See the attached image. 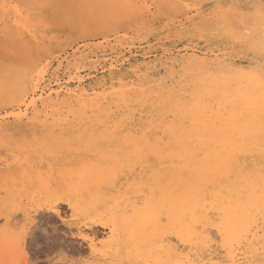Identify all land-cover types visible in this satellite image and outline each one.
<instances>
[{
    "label": "bare ground",
    "instance_id": "6f19581e",
    "mask_svg": "<svg viewBox=\"0 0 264 264\" xmlns=\"http://www.w3.org/2000/svg\"><path fill=\"white\" fill-rule=\"evenodd\" d=\"M220 1V3H224L222 0ZM111 4L112 7L98 9L97 6L93 13H86L83 21L84 28L78 24L79 29L82 27V31L88 32L90 29L96 32L102 28L105 22L118 20L123 25L131 24L138 28L140 25L144 27L143 32L146 30L151 33V29L155 28L152 26L153 22L159 20L164 11H169L174 14L180 13L184 17V21H179L177 26L175 19L168 21L169 23L164 25L169 30L167 38L176 37L179 34L194 35L198 33L200 35L206 33L205 35H207L208 33L217 38L220 45L217 50L203 52L184 49V47L182 51H175L176 49L172 48L163 57L156 58L151 64L144 65L138 61L139 63L130 65L128 68L125 67L126 62L122 58L121 52H117L113 45L105 46L102 49L103 56L110 49L114 56L113 61L109 65L108 74L96 82L93 87L88 90H71L64 85V82L62 84L56 76L54 81L56 89H50L48 92L44 89L43 95L45 94V96L41 95L36 98L34 93H36L39 82L34 83L35 77L26 81L27 84L22 87L13 88L7 92L3 91L0 97L1 101L12 97L8 101L15 103L12 106L13 112L7 116L3 115L5 116L3 119L13 118L19 125L24 121H28L29 125L48 122L46 123L48 127L50 120L64 124L68 123L71 118L74 123H100L105 124V127L103 126L105 129L106 125L113 128L110 133L107 132L110 128L106 130L110 140L114 139L113 134L115 135L116 130H122L118 128L127 127L124 128L123 142L131 147V155L137 160H141V163L140 173L136 172L137 174L135 173V176L131 177L130 173L129 178L126 176L127 179L123 180L125 181L124 186H127L126 189L128 188L127 190L132 195L147 189L145 195L142 194L145 196L144 207H139V203L142 201L141 196L137 201H132L133 198L130 197L124 204L125 208H122V218L107 223L93 219L94 208L99 203L100 196H91L92 199L88 202L80 201V199L68 201L66 205L80 210L90 217L89 223L85 226L87 229L92 231L97 226L105 228L110 226L113 231L121 229L124 232V238L127 239L126 244L132 245V251L139 253V256L142 253L140 249L146 246L148 252L163 254L175 259L174 264H205L202 263L201 255L203 252H208V256L211 258V248L214 247H212L213 238L211 239L209 236L211 234V232L209 234V230L213 227V230L215 229L217 232L218 239H221H219L221 251H225L227 255L231 256L237 245L243 250L242 255L245 260L252 264H264V87H262L258 75L260 64L264 63V57L257 51L258 43L249 40L242 41L241 38L236 37L238 33L235 34V32H238V29L232 28L231 20L230 26L228 25V15L226 16L221 11L219 2L213 4L215 10L207 8L200 13L196 14L195 12L192 17L189 16L187 9H184L183 0H111ZM253 17L251 16V18ZM253 28L251 29L253 30ZM130 29L133 31L132 27ZM112 30L114 32V29ZM106 42L110 44L111 41ZM80 54L78 56L75 51L70 60L66 59L67 73L70 74L69 81L66 80L67 84L70 81L81 80L77 77L78 74L73 75L75 63L82 57L90 58V54H83V52ZM146 54H142V59L146 57ZM157 65L164 69L167 74L164 75L165 77H161L159 74L152 76L153 67ZM224 65L242 69L244 73L255 72L257 75H232L223 70L222 66ZM59 66H62V62ZM117 68H120L119 73H116ZM136 115H138L140 124L135 123L136 121L133 122ZM144 119L145 121H143ZM124 121L128 122L125 126L122 124ZM113 122L117 124L114 123L115 125L112 126ZM7 128L0 121V131ZM103 132L101 131V135ZM107 135L102 139L108 141ZM113 151L115 153V150ZM126 165L129 167V164ZM120 166L119 168H121ZM98 167L100 166L93 169L98 171L101 168L98 169ZM137 169L139 170V167ZM85 170L87 169L85 168ZM109 172L107 174H111ZM85 175H82L84 177H81V181ZM97 175H101V173ZM101 177L100 180H102ZM96 179L98 180L99 177L97 176ZM107 180H109L108 177ZM75 182L82 183H78L77 180ZM75 182L73 180L71 186ZM103 183L105 186L107 182ZM90 184L94 183L90 182ZM101 186L103 185L101 184ZM104 186L101 189H104ZM164 186L173 187L174 192L171 193H174V200H171L169 195H164V192L167 191ZM71 188L76 190L75 187ZM69 190L66 189L71 194L72 192ZM149 190L160 195H158L155 207L151 206L153 196ZM79 191L81 190L79 189ZM91 193L93 194V192ZM105 197H107L106 194ZM107 201L112 202L111 199ZM122 201L124 200L120 202L122 203ZM118 209L120 210L119 207ZM49 211L55 216H60L56 205ZM164 215L165 218L172 219L177 229L174 237L176 243L163 245L161 230L158 233L154 232L155 235H151L153 233L150 230L156 231L160 227ZM79 237L87 239L81 234ZM186 249H190V255L183 254ZM24 255L28 258L26 249ZM129 257L131 258V256ZM63 261L65 260L57 261V264ZM30 262L33 264L32 261ZM213 262L206 264H215Z\"/></svg>",
    "mask_w": 264,
    "mask_h": 264
},
{
    "label": "rangeland",
    "instance_id": "374dc122",
    "mask_svg": "<svg viewBox=\"0 0 264 264\" xmlns=\"http://www.w3.org/2000/svg\"><path fill=\"white\" fill-rule=\"evenodd\" d=\"M222 1L224 3H220V0H183V3L184 9L186 8L189 16L192 17L195 12L197 14L207 8H211L212 11L215 10L216 8L213 7V4L219 2L218 5L221 11L226 16L228 15V25L230 26L229 23L232 22V28L238 29V32H235V34L238 33L236 37H241L242 41L249 40L259 43L261 31L256 11L259 10L258 6L264 4V0ZM220 4L222 5L220 6ZM97 6L98 9L101 7H112L111 0H100V2L99 0H0V92L2 91L0 97L3 91L7 92L10 89L22 87L35 77L34 83L39 82L35 91L36 93H34V97L36 98L43 95L44 89L46 92L50 89H56L54 84L56 76L62 84L65 83L64 85L68 86L71 90H88L103 76L108 74L107 71L114 56L111 54L110 49L103 56L102 49L105 46L113 45L117 52H121L122 58L126 62L125 67L128 68L130 65L139 62L144 65L151 64L156 58L163 57L172 48L176 49L175 51H182L184 47V49L195 50L197 52L201 50L203 52L217 50V47L220 45L219 40L208 33L207 35H205L206 33L200 35L197 33L194 34L195 36L192 34H179L176 36L179 39L174 36L167 38L169 30L164 25L170 21H174L173 19L176 20V26L179 25V21H184V17L180 13L174 14L169 11H164L161 18L153 22L152 26L155 28H153L154 30L151 29V33L146 32V30L143 32L144 27L140 25L139 28L133 27L131 24L123 25L118 20L105 22L102 28L96 32L90 29H88V32L82 31V27H80V30L78 24L84 28L83 21L85 20L86 13H93L97 9ZM87 7H89V11ZM251 16L255 19L251 18ZM129 27H132L133 31ZM108 28L111 30L109 31ZM112 29H114V32ZM234 29L232 30L236 31ZM84 33H88L90 36ZM90 33L93 35L91 36ZM106 41L111 42L108 44ZM101 44L103 45L101 46ZM75 51H77L78 56L81 55L80 52H83V54L89 53L90 58L82 57L75 63L73 75L78 74L77 77L81 80L70 81L67 84L66 80L69 79L70 74L67 73L66 59L70 60ZM144 53L147 54L142 59V54ZM60 62H62V66H59ZM56 70H58L57 73H55ZM116 71V73H119L120 68H117ZM158 74L161 77L167 75L160 65L153 67L152 71V76ZM11 98L2 101L0 99V116H7L13 112L12 106L15 103L8 101ZM4 117H0V121L8 128L0 131V134L5 133L4 135H0V264H31L30 261L33 264H57V261L61 260L65 261L58 264L175 263L176 260L170 256L158 255L151 251L148 252L146 246L140 249L142 253L139 256V253L132 251V245L126 244L127 239L124 238V232L121 229L113 231L110 226L106 228L97 226L93 228L95 230H92V233L91 230L85 227L89 223L90 217L80 210L78 211L66 205L71 200L80 199V201L86 200L85 202H88L92 197L100 196L99 203L94 208L93 219L107 223L122 218L123 215L121 216V214H123L122 210L125 208L124 204L130 197L133 198L132 201H137L138 197L141 196L142 201H140L141 205L139 203V207H144L145 196H142V194L145 195L147 189L132 195L127 190L128 188L126 189L127 186H124L125 181H123L127 179L126 176L129 178L130 173V177L132 175L135 176L136 172L140 173L141 163V160H137L136 157L131 155V147L123 142L124 128H127L125 126L128 124L127 121L122 122L125 127L118 128L122 130H116V136L113 134L114 139L111 138V140L116 141L111 142L110 136L106 134V130L110 127L106 125L105 129V124L74 123L71 118L69 119L70 124L69 122L63 124V122H53L50 120L49 128L48 124H46L48 122L29 125L28 121H24L19 125L13 118L3 119ZM133 122L140 124L138 115L134 116ZM114 123L111 125L117 124ZM71 126L74 127L72 128ZM94 128L97 129L95 130ZM100 128L104 129L98 130ZM112 129L110 128L107 132L110 133ZM101 131L105 132L102 133L104 137L101 135ZM105 134L109 138L108 141L102 139L106 137ZM117 136L119 137L115 139ZM120 141L122 142L120 143ZM113 150H115V153ZM125 163L129 164V167ZM97 166L103 168L98 167L102 171L93 169H96ZM111 166L115 168H111ZM137 167H139V170ZM110 169L112 171L115 169L113 174ZM99 172L101 175H97L100 174ZM108 172L111 174H107ZM104 174L111 180H107ZM82 175H85V178L81 181ZM97 176L99 177L98 180L96 179ZM100 177L102 180L104 178V181L107 182L105 186L104 181L100 180ZM73 180L74 182L77 180L78 183H82L77 184L75 182L76 185L74 186V183L71 186ZM83 180H86L85 183ZM89 181L94 184L91 185ZM46 183L47 185H45ZM101 184L104 186V189H101L103 188ZM106 184L110 185L107 187ZM95 185L96 187H94ZM79 186L81 191L78 189ZM64 187L67 190L70 189L69 191L72 193H68ZM71 187H75L76 190ZM164 188L167 190V193L164 192V195H169L171 200H174V193H171L174 192L173 187L168 188L164 186ZM51 189L53 190L51 191ZM97 191H99V194H97ZM88 192L89 195H87ZM16 193L19 195H15ZM79 193L82 194L80 195ZM105 194L107 197L104 198ZM151 195L153 196L151 206L155 207L160 195L154 191H151ZM108 196L109 199H107ZM110 199L112 202L110 201L109 203L107 200ZM104 200L107 202L105 203ZM121 200L124 201L121 203ZM154 201L155 203L153 204ZM104 203L105 205L109 203V205L105 206ZM55 205L60 211V216H55L49 211ZM109 206L110 208H108ZM114 209L116 210L114 211ZM160 227L156 231L151 229L150 232L153 233L151 235L153 236L161 230L163 245L176 243L174 237L177 229L172 219L170 217L165 218L164 215L160 222ZM211 229L209 230V234L211 232L209 236H211V239L213 238L214 244L212 242V247L214 248H211V258L208 256V252L202 253V263L206 264L214 260L215 264H252L250 261L245 260V257L242 255L243 250L237 245L231 256L227 255L225 251H221L222 248L219 247L221 246V239H218L215 229L213 230V227ZM80 234L87 239L80 238ZM25 249L28 253V258L24 255ZM215 249L218 250L216 251ZM235 251L236 254H234ZM190 252V249H186L183 251V254L190 255ZM128 254L131 258L127 256ZM228 256H230V259ZM23 259L26 260L24 261Z\"/></svg>",
    "mask_w": 264,
    "mask_h": 264
},
{
    "label": "snow or ice",
    "instance_id": "6c2138e0",
    "mask_svg": "<svg viewBox=\"0 0 264 264\" xmlns=\"http://www.w3.org/2000/svg\"><path fill=\"white\" fill-rule=\"evenodd\" d=\"M258 18H259V25H260V31H261V38L260 41L258 43L257 46V51L259 53V55H261L262 57H264V4H261L260 6H258ZM238 39L241 37H237ZM223 70L225 72H228L232 75H257V73L255 72H249V73H244L242 69L239 68H234L231 65H224L222 66ZM259 78L261 81V85L262 87H264V63L260 64V70H259Z\"/></svg>",
    "mask_w": 264,
    "mask_h": 264
}]
</instances>
